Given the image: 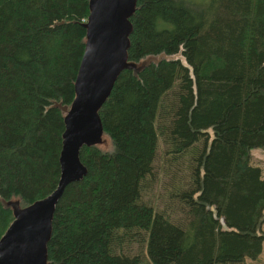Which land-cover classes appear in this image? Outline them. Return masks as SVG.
<instances>
[{"label":"trees","instance_id":"obj_1","mask_svg":"<svg viewBox=\"0 0 264 264\" xmlns=\"http://www.w3.org/2000/svg\"><path fill=\"white\" fill-rule=\"evenodd\" d=\"M87 4L0 0V237L8 202L57 184L54 104L74 97ZM128 21L127 62L148 64L120 70L98 107L106 143L80 148L86 172L55 205L45 264L256 260L264 179L248 161L264 146V0H135ZM157 152L165 167L185 162L162 210L140 195L158 181Z\"/></svg>","mask_w":264,"mask_h":264},{"label":"water","instance_id":"obj_2","mask_svg":"<svg viewBox=\"0 0 264 264\" xmlns=\"http://www.w3.org/2000/svg\"><path fill=\"white\" fill-rule=\"evenodd\" d=\"M134 4L135 0H88L74 97L68 107L54 104L63 113L57 184L50 194L23 208L16 201L8 202L6 206L11 207L13 219L0 237V264H45V243L55 205L64 187L86 172L79 161V150L102 142L98 107L120 70L126 68L137 73L148 64V60L138 66L127 62L128 17Z\"/></svg>","mask_w":264,"mask_h":264},{"label":"rangeland","instance_id":"obj_3","mask_svg":"<svg viewBox=\"0 0 264 264\" xmlns=\"http://www.w3.org/2000/svg\"><path fill=\"white\" fill-rule=\"evenodd\" d=\"M105 143L106 137L103 136L101 144ZM184 163V160L181 159L175 165L165 167L163 163L158 161V152L157 154H154L152 160V172L154 175L156 174L158 181H156L157 183L154 185L150 183L146 187L140 189L142 200L148 203L155 202L157 206L161 207L159 210H162V205L167 201L164 195L169 191L171 186H176L179 182L176 180V177L182 173ZM248 164L257 167L260 171L261 177L264 179V146L250 149ZM258 230L264 233V220L259 224ZM132 246L134 250L136 244L134 243ZM245 264H264V243L262 244L258 258L254 261L247 260Z\"/></svg>","mask_w":264,"mask_h":264}]
</instances>
